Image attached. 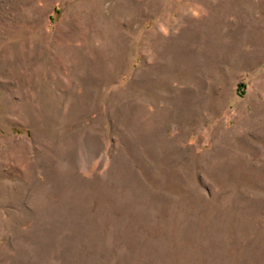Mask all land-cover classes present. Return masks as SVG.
<instances>
[{
  "label": "rangeland",
  "instance_id": "obj_1",
  "mask_svg": "<svg viewBox=\"0 0 264 264\" xmlns=\"http://www.w3.org/2000/svg\"><path fill=\"white\" fill-rule=\"evenodd\" d=\"M0 264H264V0H0Z\"/></svg>",
  "mask_w": 264,
  "mask_h": 264
}]
</instances>
